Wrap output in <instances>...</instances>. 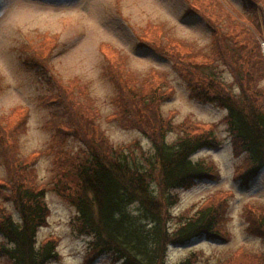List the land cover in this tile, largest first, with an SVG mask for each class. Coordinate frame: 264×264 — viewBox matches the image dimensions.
Returning <instances> with one entry per match:
<instances>
[{"label":"trees","instance_id":"16d2710c","mask_svg":"<svg viewBox=\"0 0 264 264\" xmlns=\"http://www.w3.org/2000/svg\"><path fill=\"white\" fill-rule=\"evenodd\" d=\"M187 1L211 31L208 46L184 43L153 25L139 34L141 42L171 61L193 99L228 110L222 122L240 161L235 178L247 187L264 171V0H245V13L226 0ZM55 44L50 38L39 48L34 43L24 47L27 64L51 76L56 85L54 94L41 99L44 108L52 109L48 147L21 158L19 137L26 132L27 115L0 116L1 156L7 170L0 181V264L59 260L56 240L37 241L50 215L44 201L47 189L37 185L36 165L45 155L55 158L51 189L76 209L73 228L89 238L86 264L105 254L112 264H167L170 247L201 236L227 240V191L177 216L170 213L178 189L219 178L213 162L194 158L203 149L219 148L216 125H175L172 117L166 119L161 107L174 96L168 75L152 69L140 81L127 68L125 57L108 46L103 51L106 72L116 96L114 114L107 119L139 131L151 144L148 150L138 140L115 146L97 124L101 115L89 87L78 79L66 83L57 78L51 63ZM173 131L177 136L169 140ZM71 139L82 144L79 153L66 148ZM244 215L249 232L264 241V205H252ZM199 257L192 252L178 264H192ZM214 264H264V250L228 251Z\"/></svg>","mask_w":264,"mask_h":264},{"label":"rangeland","instance_id":"374dc122","mask_svg":"<svg viewBox=\"0 0 264 264\" xmlns=\"http://www.w3.org/2000/svg\"><path fill=\"white\" fill-rule=\"evenodd\" d=\"M226 1L237 12L245 13V0ZM85 2L89 4L87 10L81 6ZM150 25L163 27L165 34L187 44L203 47L212 39L207 24L193 14L187 0H80L79 3L74 0H0V116L12 113L14 119L23 113L27 115L26 132L19 137V155L21 158L32 156L46 149L51 140L52 131L47 123L52 109L44 108L41 99L54 94L56 85L51 76L27 64L28 54L24 51L28 43L39 48L50 38L56 41L51 63L57 78L66 83L78 79L89 87L101 115L97 124L110 141L122 147L138 140L146 150L151 148L149 140L139 131L123 129L107 119L114 114L112 99L116 96L115 87L107 76L103 52L109 46L125 57L127 68L140 81L147 78L152 69L168 75L174 96L161 107L166 119L172 117L175 125L189 122L216 125L219 148L203 149L194 158L213 162L219 178L200 180L188 188L178 189V202L170 208V213L177 216L215 193L227 191L230 195L225 228L229 236L225 241L201 236L185 246L170 247L166 263L178 264L192 252L200 256L199 261L192 264H214L217 256L228 251L241 248L263 251L264 241L249 232L244 211L255 204L264 205V171L247 187L236 180L235 171L240 161L233 154L231 136L222 122L228 110L193 99L186 83L174 72L171 61L144 46L139 34H144ZM150 35L146 34L152 38ZM176 136L177 132L173 131L168 139ZM66 148L79 153L83 146L71 139ZM1 153L0 148V181L7 177ZM54 159L45 155L36 165L37 185H45L44 201L50 210L46 225L37 232V241L52 238L57 242L59 260L46 264H86L89 238L73 228L76 209L50 186ZM10 207L14 212V207ZM14 217L18 220L16 214ZM112 260L105 254L91 264H112Z\"/></svg>","mask_w":264,"mask_h":264},{"label":"snow or ice","instance_id":"6c2138e0","mask_svg":"<svg viewBox=\"0 0 264 264\" xmlns=\"http://www.w3.org/2000/svg\"><path fill=\"white\" fill-rule=\"evenodd\" d=\"M74 2L79 3L80 0H74ZM81 6H82L83 8H85V10H87V9L89 8V4H88L87 2L83 3Z\"/></svg>","mask_w":264,"mask_h":264}]
</instances>
